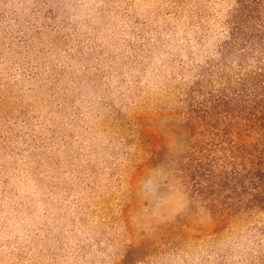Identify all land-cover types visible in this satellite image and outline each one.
<instances>
[{
    "label": "clouds",
    "instance_id": "9594fccd",
    "mask_svg": "<svg viewBox=\"0 0 264 264\" xmlns=\"http://www.w3.org/2000/svg\"><path fill=\"white\" fill-rule=\"evenodd\" d=\"M0 264H264V0H0Z\"/></svg>",
    "mask_w": 264,
    "mask_h": 264
}]
</instances>
